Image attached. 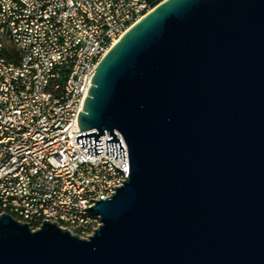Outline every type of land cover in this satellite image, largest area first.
<instances>
[{
	"label": "water",
	"instance_id": "water-1",
	"mask_svg": "<svg viewBox=\"0 0 264 264\" xmlns=\"http://www.w3.org/2000/svg\"><path fill=\"white\" fill-rule=\"evenodd\" d=\"M75 136L125 161L82 237L0 214V264H264V0H163L100 60ZM118 134L120 136H118Z\"/></svg>",
	"mask_w": 264,
	"mask_h": 264
},
{
	"label": "built area",
	"instance_id": "built-area-1",
	"mask_svg": "<svg viewBox=\"0 0 264 264\" xmlns=\"http://www.w3.org/2000/svg\"><path fill=\"white\" fill-rule=\"evenodd\" d=\"M163 1V0H162ZM157 4L149 0H0V214L45 219L87 237L89 208L123 184L125 161L75 141L100 60Z\"/></svg>",
	"mask_w": 264,
	"mask_h": 264
},
{
	"label": "trees",
	"instance_id": "trees-1",
	"mask_svg": "<svg viewBox=\"0 0 264 264\" xmlns=\"http://www.w3.org/2000/svg\"><path fill=\"white\" fill-rule=\"evenodd\" d=\"M151 1L153 4H158L159 2H161L162 0H149Z\"/></svg>",
	"mask_w": 264,
	"mask_h": 264
}]
</instances>
